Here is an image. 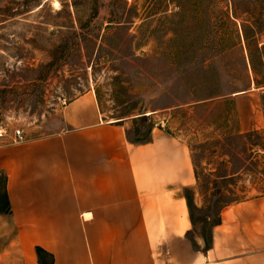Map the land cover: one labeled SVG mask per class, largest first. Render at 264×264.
<instances>
[{"label": "rangeland", "instance_id": "rangeland-1", "mask_svg": "<svg viewBox=\"0 0 264 264\" xmlns=\"http://www.w3.org/2000/svg\"><path fill=\"white\" fill-rule=\"evenodd\" d=\"M253 9L264 20V0H0V138L64 130L91 92L103 122L188 145L191 236L208 238L226 206L264 194V87L241 32Z\"/></svg>", "mask_w": 264, "mask_h": 264}, {"label": "crops", "instance_id": "crops-1", "mask_svg": "<svg viewBox=\"0 0 264 264\" xmlns=\"http://www.w3.org/2000/svg\"><path fill=\"white\" fill-rule=\"evenodd\" d=\"M64 130L0 138L11 213L0 214V264H264V194L221 210L192 237L185 191L197 184L188 145L153 128L131 142L103 122L87 92L64 108ZM124 121V120H123Z\"/></svg>", "mask_w": 264, "mask_h": 264}, {"label": "trees", "instance_id": "trees-1", "mask_svg": "<svg viewBox=\"0 0 264 264\" xmlns=\"http://www.w3.org/2000/svg\"><path fill=\"white\" fill-rule=\"evenodd\" d=\"M255 11H256L255 9L249 11L251 17L242 20L241 32L247 46V51L249 52L248 54H249L250 65L255 75L254 84L257 88H261L264 87V72L261 73L262 75H258L257 67L259 66V63H263L264 66V61L263 60L259 61V59L261 60L263 58L262 56L264 51V44L261 45L260 48L256 46L255 49H252L251 38L254 37L255 35H258L259 37L262 36L264 31L261 25L264 23V20L261 19V17L253 16ZM258 43H259L258 40H256V45H258ZM259 76H261V80L258 79ZM141 120L146 121L147 118L142 117ZM121 122H123V119L121 121H118L117 123H121ZM153 128H154V124L151 123L146 133H142L140 129H135L133 131V135L132 136L128 135V138L131 142L150 141ZM6 182H7V177L5 173L0 171V214L11 213V204L7 194ZM187 202L190 204L188 197H187ZM36 253L38 256V261L41 264H53L54 262L53 256L49 255L43 248L36 247Z\"/></svg>", "mask_w": 264, "mask_h": 264}, {"label": "built area", "instance_id": "built-area-1", "mask_svg": "<svg viewBox=\"0 0 264 264\" xmlns=\"http://www.w3.org/2000/svg\"><path fill=\"white\" fill-rule=\"evenodd\" d=\"M5 134H6V129L0 125V137H3ZM12 140L14 142L24 141L25 139H24L23 132L20 129H16Z\"/></svg>", "mask_w": 264, "mask_h": 264}, {"label": "water", "instance_id": "water-1", "mask_svg": "<svg viewBox=\"0 0 264 264\" xmlns=\"http://www.w3.org/2000/svg\"><path fill=\"white\" fill-rule=\"evenodd\" d=\"M122 119H118L117 121H115V122H118V121H121Z\"/></svg>", "mask_w": 264, "mask_h": 264}]
</instances>
